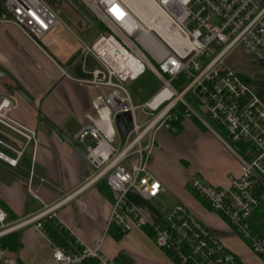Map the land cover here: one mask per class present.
<instances>
[{
  "label": "built area",
  "instance_id": "obj_1",
  "mask_svg": "<svg viewBox=\"0 0 264 264\" xmlns=\"http://www.w3.org/2000/svg\"><path fill=\"white\" fill-rule=\"evenodd\" d=\"M79 1L110 29L81 46L84 56L94 54L100 63L91 70L90 82L107 86L109 91L93 97L95 113L88 114L76 137L85 141L86 159L94 168L91 179L104 177L113 191L112 205L100 236L92 242L76 236L68 244L52 241V257L41 264H117L102 250L110 228L128 232L145 225L174 264H247L185 202L177 201L151 217L130 197V192H136L152 200L167 190L150 165L155 132L161 126L173 127L174 119L187 117L196 118L240 161V170L230 173L226 183L192 175L190 185L264 261V234L255 230L252 220L254 209L264 200V89L260 91L225 62L235 46H243L255 60L264 61V0H153L167 22L152 16V25L127 0ZM2 6L8 13L4 22L17 26L37 44L61 20L43 0H2ZM146 68L162 84L151 99L135 104L126 80L137 78ZM10 104L9 98H2L0 110ZM140 108L147 117L139 121ZM125 113L131 116L130 129L117 138L118 116ZM0 121L21 132L27 141L33 139L34 130L7 116H0ZM234 141L241 143V151L232 145ZM2 142L16 156L0 149V158L16 165L24 149ZM27 190L38 194L32 175ZM58 203L17 219L0 203V264H20L5 237L30 223L44 231L43 218L56 215Z\"/></svg>",
  "mask_w": 264,
  "mask_h": 264
},
{
  "label": "crops",
  "instance_id": "obj_2",
  "mask_svg": "<svg viewBox=\"0 0 264 264\" xmlns=\"http://www.w3.org/2000/svg\"><path fill=\"white\" fill-rule=\"evenodd\" d=\"M54 2L59 7L58 1ZM59 10L64 11L61 6ZM0 11L4 13L3 17L0 16V67L3 70L0 74V103L4 97L11 100L9 106L0 110V116H7L15 124L35 131L33 139L27 141L21 132L0 121V149L16 156V152L2 141L24 149L16 165L0 158V203L11 218L17 219L36 214L45 205L59 202L56 215L53 216L69 228L74 236L92 242L103 233L112 205L113 191L109 189L104 177L91 179L94 168L89 160L63 138L46 118L78 140L76 136L80 127L88 121V114L94 115L93 97L104 94L108 87L90 82L91 70L100 63L94 54L84 56L81 46L83 42L92 43L93 39H87L91 35L97 37L101 31L95 34L94 27L98 26L96 22H88L77 9L89 26L81 44L64 25L50 30L43 41L37 44L17 26L4 22L8 13L3 9L2 1ZM79 49L80 53L74 59ZM19 85L24 87L28 96L20 93L17 89ZM160 86L150 98L133 102L140 104L151 99ZM180 124L181 128L174 123L171 128H157L155 146L150 154L151 167L167 187L165 192L171 191L178 201L190 206L247 264H257L258 261L264 264L249 245L229 229L223 218L209 208L205 200L201 201L195 196L188 181L190 176L199 175L215 184L226 183L230 173L240 170L239 159L226 148L221 139L193 118L187 117ZM118 130L115 136L123 137ZM82 142L85 144V141ZM199 147H205L210 160L201 159V155L196 152ZM31 175L33 184L38 187L37 195L27 190ZM130 197L151 217L159 216L169 208L158 211L149 203L156 198L147 200L136 192H130ZM261 203L254 209L252 220L260 211ZM147 204L148 210L145 206ZM133 230L144 235L141 228L135 227L129 231ZM17 234V246H9L20 264H41L51 259L52 241L39 226L27 224ZM108 237L107 233L103 246ZM160 249L161 263L174 264L170 255ZM104 250L114 255L116 248L106 244ZM136 263L137 260L132 264Z\"/></svg>",
  "mask_w": 264,
  "mask_h": 264
},
{
  "label": "rangeland",
  "instance_id": "obj_3",
  "mask_svg": "<svg viewBox=\"0 0 264 264\" xmlns=\"http://www.w3.org/2000/svg\"><path fill=\"white\" fill-rule=\"evenodd\" d=\"M43 1L49 4L51 8H53L54 11L57 13V15L61 18L60 22L53 29H55L56 27H59L60 25H64L69 30H71L72 32L71 35H73L75 39L78 40V42L81 44L82 41L85 39L84 34L86 31H88L89 26H88V23L85 21V19L77 11V9L72 7V5L67 0H58L59 7L61 6V8H63L64 11L59 10V7H57V3L54 2L52 4L50 2L51 0H43ZM73 1L75 2V0ZM83 10L91 18L92 15H90L88 10H85L84 8ZM0 16L2 17L4 16V13L1 11H0ZM103 26L101 25L95 26L94 27V30L96 32L95 34H97L99 31H101V33L97 37L95 35H91V38L87 40L89 41H92V39L95 40L101 34H106L110 32V29L107 26L105 25ZM105 28L108 29V32L105 31ZM79 38L81 40H79ZM206 59H207L206 57H203V60H206ZM225 62L229 66L232 65L236 69L240 71H244L245 73L247 72L249 74H253L254 70H261L264 68V65L260 63V61L255 60L249 53H247V51L243 48V46H235V48L232 49L230 54L225 57ZM183 81L184 79L182 80V82ZM126 84L133 96L134 102L138 103L140 100L143 101L147 98H150V95L160 86L161 80L157 77V75L150 68H146L139 75L137 79L126 80ZM108 91H109V87L105 90L104 95L107 94ZM137 111H138L137 114H138L139 121L147 117V115H145V113H143L141 109H137ZM121 116L123 115L121 114ZM219 130L226 138H228V135L223 128H219ZM231 143L239 151L243 149L240 142L234 141ZM226 148L229 149L227 146ZM196 152L199 156L201 155L200 157L201 159H204V161L210 160V158L208 157V155L210 154L205 149V147H199V150H197ZM177 201L178 200H177L176 195L172 193L171 191H167L163 193L160 196V198L158 199L156 198L153 201H149V203L150 205L152 204L153 207L155 206L156 210L159 211V210H165L167 207L170 208L174 206V204L177 203ZM145 206H146V209L148 210L149 205L147 204ZM260 208L262 209L263 206L261 205ZM143 233L144 235H140V233H138L135 230L129 231V232L124 231L121 237H116L115 235H112L111 233L108 232L109 237L106 240L105 245L102 247V250L105 249L106 244L109 245L113 249L116 248L114 255H110L107 250H104V252L109 257L114 259L117 264H132L133 262L135 263L136 260H137L136 264H162L161 263L162 258L160 256L161 249L158 248V246L156 245L154 241L153 236L150 233L146 232L145 230H143ZM243 241L245 240L243 239ZM239 244L243 246V248L245 249V246L241 243V241H239ZM52 248H53V244H52ZM257 264H262V262L260 263V261H258Z\"/></svg>",
  "mask_w": 264,
  "mask_h": 264
},
{
  "label": "trees",
  "instance_id": "obj_4",
  "mask_svg": "<svg viewBox=\"0 0 264 264\" xmlns=\"http://www.w3.org/2000/svg\"><path fill=\"white\" fill-rule=\"evenodd\" d=\"M54 1H58V0H51L50 2L53 4ZM75 2L76 3L78 2L79 7L81 8L83 7L85 10H87V8L84 7L81 1L75 0ZM91 20L93 22H96V24L103 26V24L99 22L93 15L91 16ZM105 31L108 32V29L105 28ZM260 63L264 65V61H261ZM238 72L242 77H244L245 79L250 81L253 85H255L256 88H258L260 91L264 89V68L261 70H254L253 74H249L247 72L245 73L244 71H240V70H238ZM193 119L198 123H200L196 118ZM172 123L178 125L180 128L182 127V125L180 124L181 123L180 119H174L172 120ZM191 189L192 192L195 194V196L201 201H203V198L199 195V193L195 189L193 188ZM261 205L263 206V208L256 213L257 215L253 219V225L255 230H258L260 233L264 234V200L261 203ZM43 222H44V232L47 234L48 237H50L51 241L59 244H68L69 242L75 240V236L70 232L69 228H66L63 224H61L60 221H58L53 215L44 217ZM143 230H145L146 232L150 233L153 236V233L148 226L145 225ZM17 232L18 231L11 232L5 237L6 242L11 247H15L18 244L19 238ZM109 233L115 235L116 237H121L124 231H122L117 226H113L112 228H110Z\"/></svg>",
  "mask_w": 264,
  "mask_h": 264
},
{
  "label": "water",
  "instance_id": "obj_5",
  "mask_svg": "<svg viewBox=\"0 0 264 264\" xmlns=\"http://www.w3.org/2000/svg\"><path fill=\"white\" fill-rule=\"evenodd\" d=\"M69 2L71 3V5H73V7H76L78 9V11L82 14V16L88 21V22H92L91 18L87 15V13L81 8L79 7V5L74 2L73 0H69ZM80 53V49L77 51V55H75L74 59L79 55ZM72 60H70L71 62ZM69 62V63H70ZM64 66H67V64H64ZM3 72L2 67H0V74ZM17 89L20 91V93H22L24 96H28L27 91L24 89V87H22L21 85H19L17 87ZM123 116L119 115L118 116V120H117V127H119L121 133L123 136H125V134L128 132V130L130 129V123H129V119L131 118L130 114L125 113L122 114ZM47 121H49V123L55 128L57 129V131L59 132V134L65 138L70 144H72V146L83 156L86 157L87 155V147L86 144H84L82 141H78L74 138V136L68 134L65 130L60 129L52 120H50L49 118H46Z\"/></svg>",
  "mask_w": 264,
  "mask_h": 264
},
{
  "label": "bare ground",
  "instance_id": "obj_6",
  "mask_svg": "<svg viewBox=\"0 0 264 264\" xmlns=\"http://www.w3.org/2000/svg\"><path fill=\"white\" fill-rule=\"evenodd\" d=\"M127 2L133 7L135 13L149 25H152V16H157L160 20L167 22L161 9L153 0H127ZM156 28L163 34L161 28L158 26Z\"/></svg>",
  "mask_w": 264,
  "mask_h": 264
},
{
  "label": "snow or ice",
  "instance_id": "obj_7",
  "mask_svg": "<svg viewBox=\"0 0 264 264\" xmlns=\"http://www.w3.org/2000/svg\"><path fill=\"white\" fill-rule=\"evenodd\" d=\"M113 11L118 13V9H115V8H114ZM118 14H119V13H118Z\"/></svg>",
  "mask_w": 264,
  "mask_h": 264
}]
</instances>
